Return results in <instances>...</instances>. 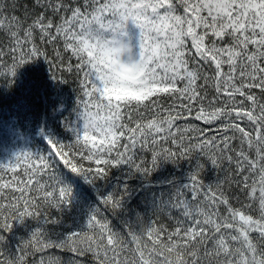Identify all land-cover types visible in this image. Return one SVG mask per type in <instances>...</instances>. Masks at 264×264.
Masks as SVG:
<instances>
[{
    "label": "snow or ice",
    "instance_id": "obj_1",
    "mask_svg": "<svg viewBox=\"0 0 264 264\" xmlns=\"http://www.w3.org/2000/svg\"><path fill=\"white\" fill-rule=\"evenodd\" d=\"M128 21L152 90L110 102L87 48ZM37 58L72 86L81 124L71 142L45 136L42 154L0 164V233L25 218L56 223L66 173L95 185L121 165L145 179L162 161L194 165L119 230L110 217L126 184L99 193L86 225L59 239L37 227L9 251L0 234V264H264V0H0V85Z\"/></svg>",
    "mask_w": 264,
    "mask_h": 264
},
{
    "label": "trees",
    "instance_id": "obj_2",
    "mask_svg": "<svg viewBox=\"0 0 264 264\" xmlns=\"http://www.w3.org/2000/svg\"><path fill=\"white\" fill-rule=\"evenodd\" d=\"M124 31L133 54L138 53L139 29L127 22ZM12 79L10 88L0 85V164L9 163L17 153L24 151L42 154L47 148L45 136L61 143L71 142L74 139L71 129L81 124L74 111L76 96L72 86L52 80L48 65L40 58L18 68ZM193 165L194 161L189 160L176 164L162 161L147 179L138 173L129 176L127 167L121 165L111 169L107 178L98 180L95 185L66 173V182L71 185L72 192L66 205L59 211H52L51 218L56 223L41 226L30 218L23 222L13 221L8 232L0 233L5 236L3 247L14 251L37 227H43L51 239L81 230L89 212L98 203V194H107L114 187L126 184L128 196L124 208L110 217L114 229L119 230L121 221H133L136 212L147 216L151 202L160 193L167 192L171 184L187 183ZM216 179V169L206 163L202 182L211 184Z\"/></svg>",
    "mask_w": 264,
    "mask_h": 264
},
{
    "label": "clouds",
    "instance_id": "obj_3",
    "mask_svg": "<svg viewBox=\"0 0 264 264\" xmlns=\"http://www.w3.org/2000/svg\"><path fill=\"white\" fill-rule=\"evenodd\" d=\"M125 37V31L115 30L90 38L92 44L87 48L106 67L103 90L110 102L139 100L152 90L153 81L139 60V51L133 54Z\"/></svg>",
    "mask_w": 264,
    "mask_h": 264
},
{
    "label": "rangeland",
    "instance_id": "obj_4",
    "mask_svg": "<svg viewBox=\"0 0 264 264\" xmlns=\"http://www.w3.org/2000/svg\"><path fill=\"white\" fill-rule=\"evenodd\" d=\"M129 23L131 22V21H128Z\"/></svg>",
    "mask_w": 264,
    "mask_h": 264
}]
</instances>
